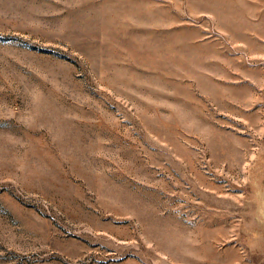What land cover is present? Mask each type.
Masks as SVG:
<instances>
[{
    "label": "rangeland",
    "instance_id": "rangeland-1",
    "mask_svg": "<svg viewBox=\"0 0 264 264\" xmlns=\"http://www.w3.org/2000/svg\"><path fill=\"white\" fill-rule=\"evenodd\" d=\"M0 264H264V0H0Z\"/></svg>",
    "mask_w": 264,
    "mask_h": 264
}]
</instances>
